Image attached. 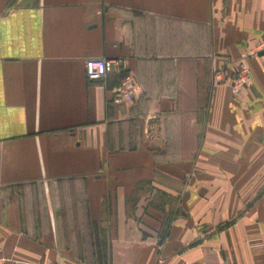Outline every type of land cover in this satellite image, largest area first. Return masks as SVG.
Returning <instances> with one entry per match:
<instances>
[{"label": "crops", "instance_id": "0c3cea01", "mask_svg": "<svg viewBox=\"0 0 264 264\" xmlns=\"http://www.w3.org/2000/svg\"><path fill=\"white\" fill-rule=\"evenodd\" d=\"M263 33L264 0H0V264H264Z\"/></svg>", "mask_w": 264, "mask_h": 264}, {"label": "built area", "instance_id": "2783aa9c", "mask_svg": "<svg viewBox=\"0 0 264 264\" xmlns=\"http://www.w3.org/2000/svg\"><path fill=\"white\" fill-rule=\"evenodd\" d=\"M248 54L259 55L264 53V33L248 49ZM86 72L90 79L101 80L108 76L110 72L123 70L121 60H111L108 58H89L86 60ZM251 84V74L249 68L244 66L238 70L236 77L232 81L235 92L241 91ZM141 85L132 75H125L120 84L111 90L110 101L116 105L132 103L141 92ZM220 264H233L223 261Z\"/></svg>", "mask_w": 264, "mask_h": 264}, {"label": "rangeland", "instance_id": "374dc122", "mask_svg": "<svg viewBox=\"0 0 264 264\" xmlns=\"http://www.w3.org/2000/svg\"><path fill=\"white\" fill-rule=\"evenodd\" d=\"M169 217H170V215H169ZM168 217V218H169ZM168 220V219H167ZM164 232L165 230H162V228H161V230H160V238H161V235H162V233L161 232ZM102 247H103V252H104V254H103V260L102 261H97V260H93V262L92 263H103V264H109V257H108V251H109V244H108V239L105 237V238H103V242H102Z\"/></svg>", "mask_w": 264, "mask_h": 264}, {"label": "trees", "instance_id": "16d2710c", "mask_svg": "<svg viewBox=\"0 0 264 264\" xmlns=\"http://www.w3.org/2000/svg\"><path fill=\"white\" fill-rule=\"evenodd\" d=\"M167 230L168 229L166 228L164 232L162 231L161 239H163L165 237Z\"/></svg>", "mask_w": 264, "mask_h": 264}]
</instances>
